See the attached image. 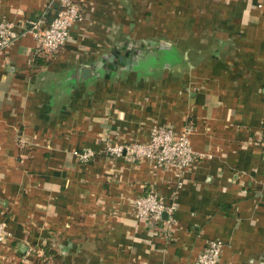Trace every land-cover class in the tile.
<instances>
[{
    "label": "crops",
    "instance_id": "crops-1",
    "mask_svg": "<svg viewBox=\"0 0 264 264\" xmlns=\"http://www.w3.org/2000/svg\"><path fill=\"white\" fill-rule=\"evenodd\" d=\"M49 1L0 0V22ZM80 4L56 56L30 36L0 50V264H195L210 240L218 264H264V0ZM188 124L187 172L100 156ZM84 148L97 156L79 164ZM148 190L175 206L171 228L135 219Z\"/></svg>",
    "mask_w": 264,
    "mask_h": 264
},
{
    "label": "built area",
    "instance_id": "built-area-1",
    "mask_svg": "<svg viewBox=\"0 0 264 264\" xmlns=\"http://www.w3.org/2000/svg\"><path fill=\"white\" fill-rule=\"evenodd\" d=\"M81 0H50L46 10L34 19L26 20L18 30L16 24L0 22V50H8L24 36H30L36 43L34 57L50 59L59 53L67 44L69 30L78 25L83 18ZM191 125H186L180 132L170 125L153 127L148 140L144 143L124 142L105 145L100 156L112 160H149L161 168H176L179 174L187 172L201 156L190 146ZM264 153V140L262 142ZM76 161L89 163L97 153L91 148L74 151ZM133 211L136 220L147 221L154 226L171 228L175 224L176 212L173 204L163 202L155 190L145 191L133 201ZM10 235L0 222V245L4 244ZM222 243L210 240L198 254L195 264H218L222 253ZM42 264H50L45 261Z\"/></svg>",
    "mask_w": 264,
    "mask_h": 264
},
{
    "label": "water",
    "instance_id": "water-1",
    "mask_svg": "<svg viewBox=\"0 0 264 264\" xmlns=\"http://www.w3.org/2000/svg\"><path fill=\"white\" fill-rule=\"evenodd\" d=\"M164 46H162L161 48L163 49ZM117 54L116 56V60L118 62V64H122L125 63L127 64V66L134 65V66H138L139 62H138V56H139V51H127L125 52L124 55L119 56L118 52H115ZM115 60V56L113 57H109V61H113Z\"/></svg>",
    "mask_w": 264,
    "mask_h": 264
}]
</instances>
